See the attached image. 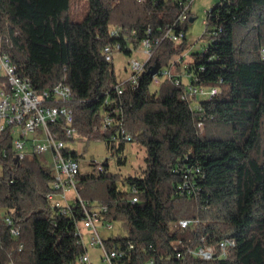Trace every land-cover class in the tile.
<instances>
[{
    "label": "trees",
    "instance_id": "obj_1",
    "mask_svg": "<svg viewBox=\"0 0 264 264\" xmlns=\"http://www.w3.org/2000/svg\"><path fill=\"white\" fill-rule=\"evenodd\" d=\"M181 1L189 0H88L85 15L72 20V0H0V47L37 89L67 82L73 98L64 104L74 110V126L86 139L104 140L119 165L127 162L129 143L144 148L146 166L139 174L111 173L106 160L98 176H78L85 199L93 200L94 181L105 182L99 201L108 206L105 218L127 231L105 241L108 246L132 242L128 264H264V0H226L213 7L206 32L214 41L192 61L184 56L195 73L191 82L222 88L200 100L183 98L187 85L170 79L154 87L149 73L188 49L190 19L177 22ZM113 24L137 30L129 37L134 46L147 35V26L160 37L139 85H125L121 96L114 89L115 64L103 53L117 40L128 42L110 35ZM171 26L185 31L181 41L163 38ZM177 66L183 73L184 62ZM1 87H8L6 77ZM108 95L122 107L130 142L113 140V129L95 130ZM0 164V264H81L86 246L76 234L80 208L63 214L52 207L51 169L36 156H17L11 127L0 130ZM187 168L200 170L192 173L196 189L182 192ZM133 185L139 189L136 202ZM6 215L19 235L11 232ZM180 219L199 222L172 230ZM226 238L236 243L223 254L219 244ZM199 246L215 247L216 255H194L191 250Z\"/></svg>",
    "mask_w": 264,
    "mask_h": 264
},
{
    "label": "built area",
    "instance_id": "obj_2",
    "mask_svg": "<svg viewBox=\"0 0 264 264\" xmlns=\"http://www.w3.org/2000/svg\"><path fill=\"white\" fill-rule=\"evenodd\" d=\"M226 0H220L223 3ZM193 0L181 1L182 9L177 22H185L191 19V4ZM211 8L207 12V23L212 12ZM136 29L125 28L122 24H113L110 26V35L113 37L124 38L114 43L108 44L103 48V53L108 61L114 62L115 56L124 53V48H129L132 53L128 55V73L124 79L114 85L118 96L124 93L125 85L136 88L139 85L142 74L147 70V62L154 55L155 43L160 41V37L154 38L151 26H147V35L143 37L138 46L129 42V37L136 34ZM185 31L175 26L168 28L163 36L171 37L175 41H181L184 38ZM142 52V57L134 54L136 51ZM125 54V53H124ZM136 55V56H135ZM184 62V72H177L173 67H177V62ZM20 65L15 63L11 56L0 47V69L4 70V76L7 79L8 87H0V130L8 127L12 128L13 149L17 156L22 159L27 156H36L45 167L51 169L53 179L51 181V191L47 197L52 207L57 208L63 214L72 212V208H80L82 218L76 223V234L80 236L81 241L86 246V252L82 253L78 262L81 264H95L89 252V248H99L97 256L99 264H128L125 257H130L134 248L132 242L125 243L124 246L115 244L108 246L105 241L104 231H111L115 227V222L105 218V212L108 206L101 202H94L81 196L78 184L80 170L79 156L74 155L67 145V140L61 137V134L70 139L81 136L78 129L74 126V110L64 104L73 98L71 86L61 81L50 89H37L32 79L23 74ZM204 70L205 67L201 66ZM188 74L191 78L195 73L189 70V64L185 62L184 55L179 57L169 66L159 67L152 74V85L159 86L164 79H170L177 85L186 84L183 98L189 99L191 96H199L211 99L222 91L218 86H204L194 84L191 80L188 83L183 82V75ZM107 105V106H106ZM195 107L200 108L198 101ZM202 130L205 129L203 122L199 123ZM111 138L116 141H132L131 133L125 127V117L120 105H114L111 95H108L105 105L100 112V123L95 130L106 133L111 130ZM99 171L102 165H98ZM196 170V171H195ZM184 169L183 182L179 184L182 192L192 191L195 188V180L192 179V173L200 170L199 168ZM195 175L194 177H196ZM131 200H139L138 187H130ZM5 222L10 225L11 232L17 236L20 233L19 227L14 223L12 217L6 215ZM198 219H180L171 225L172 230L195 228ZM83 227L90 233L91 241L89 244L85 241ZM181 241V240H179ZM233 238H226L220 242L223 254H226L228 247L235 245ZM196 256L204 259H211L216 255L215 247L199 246L191 250ZM183 252L177 251V257H182ZM150 260L149 263H152Z\"/></svg>",
    "mask_w": 264,
    "mask_h": 264
},
{
    "label": "rangeland",
    "instance_id": "obj_3",
    "mask_svg": "<svg viewBox=\"0 0 264 264\" xmlns=\"http://www.w3.org/2000/svg\"><path fill=\"white\" fill-rule=\"evenodd\" d=\"M220 0H193L191 4V19L188 21L186 29V39L188 49L183 54L186 61L193 60L194 53H202L204 50L214 41V38L210 32H206L207 11L213 8ZM88 10V0H72L71 19L80 20ZM142 57V52L136 51L134 53ZM135 55V56H136ZM129 56L120 53L115 56L114 64L115 70L119 79H124L128 73L127 58ZM179 56H175L172 61L178 59ZM173 69L179 72V67H173ZM4 70L0 69V87L4 80ZM183 82L188 83L190 76L184 74ZM203 98L199 96V100ZM67 145L71 151L77 152L80 159L81 173H94L99 175L98 165L108 160L109 172L121 174L126 176L128 174H139L146 166L145 162V150L143 147L136 143H129L126 148L127 162L119 165L115 156L108 150L106 143L102 139H86L83 136H79L75 139H67ZM2 173V165L0 164V174ZM122 185V184H121ZM127 185V184H125ZM90 191L93 196L94 202H99L105 191V182L101 179H97L90 186ZM91 200V199H90ZM0 214H4V211L0 209ZM3 216V215H2ZM116 224V223H115ZM85 241L89 244L91 241L90 233L83 227ZM126 235L127 231L122 230L121 227L116 224L111 231H104V236L109 235ZM89 252L92 256L95 264H99L98 254L99 248H89Z\"/></svg>",
    "mask_w": 264,
    "mask_h": 264
},
{
    "label": "water",
    "instance_id": "obj_4",
    "mask_svg": "<svg viewBox=\"0 0 264 264\" xmlns=\"http://www.w3.org/2000/svg\"><path fill=\"white\" fill-rule=\"evenodd\" d=\"M158 66H155L154 68L149 70V73L154 74L158 70Z\"/></svg>",
    "mask_w": 264,
    "mask_h": 264
}]
</instances>
